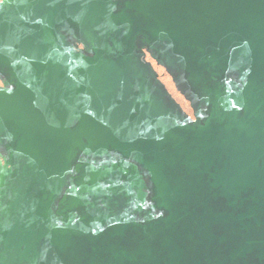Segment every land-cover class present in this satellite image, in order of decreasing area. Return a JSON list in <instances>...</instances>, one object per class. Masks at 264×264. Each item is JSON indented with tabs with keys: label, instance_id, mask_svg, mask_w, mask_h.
<instances>
[{
	"label": "water",
	"instance_id": "water-1",
	"mask_svg": "<svg viewBox=\"0 0 264 264\" xmlns=\"http://www.w3.org/2000/svg\"><path fill=\"white\" fill-rule=\"evenodd\" d=\"M0 264H264V0H5Z\"/></svg>",
	"mask_w": 264,
	"mask_h": 264
},
{
	"label": "rangeland",
	"instance_id": "rangeland-1",
	"mask_svg": "<svg viewBox=\"0 0 264 264\" xmlns=\"http://www.w3.org/2000/svg\"><path fill=\"white\" fill-rule=\"evenodd\" d=\"M157 72H158L160 78H162L161 80H162L164 83H166V86H168V88L170 89V91L172 92V94L175 96V98H176L179 102H181L183 108H184L187 112L191 113V112H192V109H191V107H190L188 101H186V100L183 98V96H182V95H181V94L175 89L174 84H173V82H172L170 76H169L167 73H165V71H164V69H163L162 67L158 68V69H157Z\"/></svg>",
	"mask_w": 264,
	"mask_h": 264
},
{
	"label": "flooded vegetation",
	"instance_id": "flooded-vegetation-1",
	"mask_svg": "<svg viewBox=\"0 0 264 264\" xmlns=\"http://www.w3.org/2000/svg\"><path fill=\"white\" fill-rule=\"evenodd\" d=\"M147 58L150 59L148 54H147ZM151 61H152V60H151ZM152 63H153V66H154V68H155L156 70H157L158 68H160L159 66H156L155 63H154L153 61H152ZM159 77H160V76H159ZM160 79H162V78H160ZM165 85H166V83H165ZM166 87H167V89L169 90V92L171 93V95L175 98V96L172 94V92L170 91V89L168 88V86H166ZM175 99H176V98H175ZM176 101L179 102L177 99H176ZM179 103H180V105L182 106L181 102H179ZM182 108H183V106H182ZM183 110L185 111V113H186L188 116H190V117L193 118L192 112L189 113V112H187L184 108H183Z\"/></svg>",
	"mask_w": 264,
	"mask_h": 264
},
{
	"label": "snow or ice",
	"instance_id": "snow-or-ice-1",
	"mask_svg": "<svg viewBox=\"0 0 264 264\" xmlns=\"http://www.w3.org/2000/svg\"><path fill=\"white\" fill-rule=\"evenodd\" d=\"M5 0H0V5H3Z\"/></svg>",
	"mask_w": 264,
	"mask_h": 264
}]
</instances>
